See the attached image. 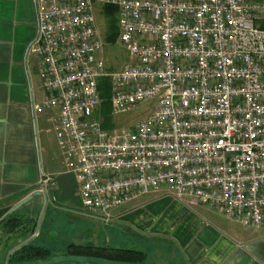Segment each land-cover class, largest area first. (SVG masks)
<instances>
[{
    "label": "built area",
    "instance_id": "built-area-1",
    "mask_svg": "<svg viewBox=\"0 0 264 264\" xmlns=\"http://www.w3.org/2000/svg\"><path fill=\"white\" fill-rule=\"evenodd\" d=\"M38 61L59 112L53 127L84 208L108 214L165 185L180 200L264 227V0H33ZM117 7L133 60L107 66L97 21ZM145 106L135 125L102 126ZM52 178L40 180L39 190Z\"/></svg>",
    "mask_w": 264,
    "mask_h": 264
},
{
    "label": "crops",
    "instance_id": "crops-1",
    "mask_svg": "<svg viewBox=\"0 0 264 264\" xmlns=\"http://www.w3.org/2000/svg\"><path fill=\"white\" fill-rule=\"evenodd\" d=\"M37 32L33 0H0V210L8 212L50 176L45 200L36 197L16 212L37 221L32 212L46 205L41 234L49 237L45 246L52 250L66 252L69 244H89L141 250L145 257L139 264H264V227L244 228L213 206L176 198L165 185L108 214H95L114 225L115 240L106 245L94 244L92 235L86 243L51 236L53 230L71 231H63L59 222L81 234L75 220L91 212L82 200L77 202V178L65 166L53 127L59 110L44 105L50 94L36 56L28 52ZM78 190L80 197V184ZM3 249L0 243V252Z\"/></svg>",
    "mask_w": 264,
    "mask_h": 264
},
{
    "label": "trees",
    "instance_id": "trees-1",
    "mask_svg": "<svg viewBox=\"0 0 264 264\" xmlns=\"http://www.w3.org/2000/svg\"><path fill=\"white\" fill-rule=\"evenodd\" d=\"M117 10V7L114 5L103 6L102 15L106 20L104 39L108 43H115L118 38L119 29L117 24ZM98 87L102 98V126L109 129L115 125L111 115V83L109 78H101ZM6 212L7 210H0V228L5 231V233L9 234V237H25L34 234L37 226L35 218L18 212L3 217ZM52 252L53 250L51 248L35 244L33 240H31L12 252L9 264H35L53 256ZM64 253L94 255L133 263H140L145 257L143 251L133 248H113L73 243L67 246V250Z\"/></svg>",
    "mask_w": 264,
    "mask_h": 264
},
{
    "label": "rangeland",
    "instance_id": "rangeland-1",
    "mask_svg": "<svg viewBox=\"0 0 264 264\" xmlns=\"http://www.w3.org/2000/svg\"><path fill=\"white\" fill-rule=\"evenodd\" d=\"M97 21H98V26L99 29L102 33V35L104 36V31H105V27H106V20L103 17L102 14H97ZM105 37V36H104ZM106 42V41H105ZM106 56H107V66H109L112 69H121L124 68L127 64H130L131 61L133 60V56L126 51L119 43H117V40L115 43H108L106 42ZM145 106H140L138 107L134 112L130 113V114H124V115H120L117 118H113V122L115 123V125L117 126H122V125H126L129 127H135L136 123L144 116H146L149 111H146ZM74 179V178H73ZM75 184H76V188L74 190V193L77 197V202L79 203L81 201L80 197H79V182L75 179ZM75 196V198H76ZM79 205V204H78ZM45 210H46V205H44L43 207H37L35 208V210L32 212V214L34 216H36L37 220V231L34 234V238L32 239L33 242L35 244H40V245H49L47 240L48 238L44 237L41 233L43 232L42 226H41V222L42 219H44L45 217ZM16 212V211H15ZM68 216V215H66ZM65 216V217H66ZM92 216V217H91ZM61 218H63L62 216H59ZM60 218V219H61ZM229 219V218H227ZM230 221H234L229 219ZM78 224V226H82L81 229H79L81 231L79 233H75V230L73 229L74 227H69L67 225L64 226L63 222H59L60 223V228H63V231H65V229L70 230L69 232H63L62 234H59L57 232V230L55 232L52 231L51 236H54L60 239L63 238H69V240L71 241H83L84 243H86V241H90L91 239V235H92V239L94 244L96 245H106L109 243V241H113L115 240L114 237V226L112 223H109L107 221L104 220L103 217L95 215V214H91L88 213V215H86V217H78L75 220ZM67 222V221H66ZM236 222V221H234ZM76 224V223H75ZM91 230L93 233H91ZM2 231V233H1ZM0 234H2V236L0 237V243H3L4 249L2 252H0V264H6L7 262V257H8V253L6 252L8 248H12L14 245L19 244L20 242L25 241L27 238H30L31 235H27L25 237H15L14 240H9V238L6 236L5 231H3L0 228ZM67 235V236H66ZM70 235V236H69ZM110 236V237H109ZM6 237L8 239H6ZM75 237V238H73ZM67 238V239H68ZM89 243V242H87ZM113 245L119 246V245H123L121 244V242H117L114 241ZM134 244H129V247H132ZM52 246V244H51ZM56 247V246H55ZM64 250L60 249V248H53V255H58V254H63ZM67 264H97V263H92V262H85V263H79V262H66Z\"/></svg>",
    "mask_w": 264,
    "mask_h": 264
},
{
    "label": "water",
    "instance_id": "water-1",
    "mask_svg": "<svg viewBox=\"0 0 264 264\" xmlns=\"http://www.w3.org/2000/svg\"><path fill=\"white\" fill-rule=\"evenodd\" d=\"M36 197H40L45 200L44 191L36 190L32 192L31 194H29L28 196H26L25 198L17 202L13 207H11L8 210L7 214H5L3 217H5L8 214L14 213L21 206L30 202ZM36 231L37 229L35 230L34 234L36 233ZM34 234L30 238H27L25 241L21 242L20 244L16 245L14 248L10 250V252L8 253L6 264L10 263V257H11L12 252L18 249L23 244L31 241L34 238ZM66 262H79V263L92 262V263H97V264H139V263H133L129 261L109 259V258L99 257V256H94V255L67 254V253L53 255L50 258L41 260L35 264H60V263H66Z\"/></svg>",
    "mask_w": 264,
    "mask_h": 264
},
{
    "label": "flooded vegetation",
    "instance_id": "flooded-vegetation-1",
    "mask_svg": "<svg viewBox=\"0 0 264 264\" xmlns=\"http://www.w3.org/2000/svg\"><path fill=\"white\" fill-rule=\"evenodd\" d=\"M21 243V242H20Z\"/></svg>",
    "mask_w": 264,
    "mask_h": 264
}]
</instances>
